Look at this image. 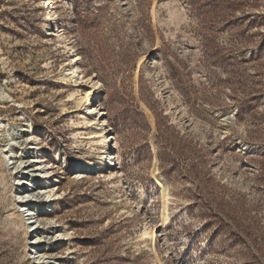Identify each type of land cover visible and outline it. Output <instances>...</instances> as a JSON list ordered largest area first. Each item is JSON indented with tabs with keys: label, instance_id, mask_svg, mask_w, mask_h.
Segmentation results:
<instances>
[{
	"label": "rangeland",
	"instance_id": "374dc122",
	"mask_svg": "<svg viewBox=\"0 0 264 264\" xmlns=\"http://www.w3.org/2000/svg\"><path fill=\"white\" fill-rule=\"evenodd\" d=\"M42 1L0 0V264H264V0ZM69 51L98 86L111 165L61 81ZM8 126L56 179L41 260Z\"/></svg>",
	"mask_w": 264,
	"mask_h": 264
},
{
	"label": "bare ground",
	"instance_id": "6f19581e",
	"mask_svg": "<svg viewBox=\"0 0 264 264\" xmlns=\"http://www.w3.org/2000/svg\"><path fill=\"white\" fill-rule=\"evenodd\" d=\"M41 6L47 7L48 9L49 0H43ZM47 19V23L52 19L49 14L47 15ZM71 53L72 51H69L67 57H69ZM73 58L74 54L72 53V56L66 64V66L71 64L72 68H70V71L66 74L68 77L61 78V81L64 82L67 79L73 80L72 87L74 90L70 93V100H74L76 107L81 109L83 112L81 123H85L88 125V128H90L91 136L89 138L92 139L93 145H95L92 150L97 151L99 162H103L105 159L106 162L108 161V165H111L114 160L113 149L115 148L111 128L109 125H106L105 127L96 126V124H98V120L99 123L103 120L104 113L101 108L97 111V113H95V108L98 107H93L94 100L99 96L98 86L93 82L92 75H83L80 72L74 63ZM4 97L5 94L0 91V99H3ZM100 116H102V118L98 119ZM6 124H2V128ZM6 128L10 138L9 143L5 146V157L7 158V163L12 165V168H10L17 174V180L19 183L16 187L14 197L17 198L16 203L19 205L21 211L25 212L26 219L28 221V228L32 233V236L29 239L32 254H34V256L38 254L35 259L41 260L44 259V256L39 254L40 252L38 247L45 240L43 239L44 232L41 230L39 214L38 211L35 210L38 209L39 206L43 208L45 203H53L60 198L59 193L55 192L52 187L56 179L54 178V175L50 174V167L46 166L38 144L32 140V135L28 134V144L29 149L34 150L35 154L31 159H27L24 152L25 150L23 151L24 145L21 143L20 131L14 129L11 130L9 126ZM103 128L105 131H103ZM80 164L82 167H91V164L86 161L81 162ZM113 165L115 166V163ZM110 170V168H106L104 171L111 172ZM112 172V178L120 177L121 175L120 170L116 167L113 168ZM36 179L38 182L34 183ZM163 194L165 197L167 196L165 189ZM166 216L167 215L164 214L163 218L166 219ZM154 235L155 231L152 229L150 231H145L143 236L154 237ZM50 263L55 264L54 261H50Z\"/></svg>",
	"mask_w": 264,
	"mask_h": 264
},
{
	"label": "trees",
	"instance_id": "16d2710c",
	"mask_svg": "<svg viewBox=\"0 0 264 264\" xmlns=\"http://www.w3.org/2000/svg\"><path fill=\"white\" fill-rule=\"evenodd\" d=\"M256 240V239H255Z\"/></svg>",
	"mask_w": 264,
	"mask_h": 264
}]
</instances>
